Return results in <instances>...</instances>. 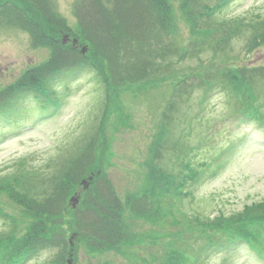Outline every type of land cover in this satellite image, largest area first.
<instances>
[{
	"label": "rangeland",
	"instance_id": "rangeland-1",
	"mask_svg": "<svg viewBox=\"0 0 264 264\" xmlns=\"http://www.w3.org/2000/svg\"><path fill=\"white\" fill-rule=\"evenodd\" d=\"M82 1L0 0V89L14 83L26 69L43 66L53 55L52 46L33 45L29 29L35 25L36 28L47 24L62 28L64 33H58L61 40L68 33V47L62 50L59 61L60 68L65 66L62 74L73 72L71 68L79 67L84 60L101 71L99 74L87 68L78 73V79L70 78L67 83L55 86L62 105L54 114H50L49 108L43 110L33 94L19 102L25 108L26 117L13 112L14 117L5 118L0 113V207L13 216L6 222L0 218V249L9 244L4 236L10 228L23 232L32 220L27 212L19 217L20 210L14 207L23 194L28 197L29 206L53 204L59 198L53 194L46 199L47 195L59 184L70 185L72 181V188L69 192L67 188L60 200L64 209L61 221H53L48 227V234L63 233L67 240L73 235L67 230L76 227L71 221L74 212L69 210L70 199L84 188L82 179L88 178L91 172L97 174V179L90 181L88 189L82 192L79 207L86 191L101 192L100 187L107 181L124 203L132 193L139 196L144 190L151 195L157 180L156 176L149 175L151 161L156 156L152 150L157 131L166 127L172 144L179 142L182 148L202 144L208 136L209 141L197 157L208 162L201 169L202 181L188 184L192 191L188 198L169 197L178 206L176 217L171 214L175 209L168 208L169 201L158 205L154 210L156 218L150 221L144 215L134 219L133 208H127L125 215L130 226L123 230V245L112 250L92 252L95 256H90L84 241L73 238L78 243V264H163L164 260L166 264L169 259L165 256L170 253L166 236L182 233L194 225L191 218H183L186 213L204 217L201 227L208 224L201 230L206 238L192 239L194 251L204 248L207 240L228 235L231 239L242 238L239 231L224 228L225 224L233 226L238 217L247 215L241 222L261 218L259 225L248 231L251 239H242L233 252L213 249L203 264H264L258 255L264 254V233L261 236L264 232V127L247 119L259 107L264 108V95L260 98L264 85V0H231L224 7L211 6L209 10L208 5L218 0H170L175 34L164 45H169L171 52H166L158 62L153 58L141 62L143 79L135 78L134 68L126 69V64L118 69L104 64L102 51L96 45L93 47L92 42L79 39L81 33L94 34L95 29L88 20L85 24L78 20L77 7ZM85 5L83 1V10ZM200 5H203L201 14L198 13ZM73 38H78L80 44L71 49L72 45L68 44H72ZM84 46L88 50L82 53ZM179 49L184 55L176 58ZM164 60H168V66ZM221 69L229 78L237 75L244 81L231 89V95L224 90L213 91L200 110L201 87L210 82L207 77L216 80L215 73ZM182 77L188 78V87H175L178 85L174 83ZM129 84L130 90L126 88ZM244 92L245 103L238 97ZM185 97L189 99L185 101ZM197 112L202 113L203 121L188 128L187 122ZM185 127L190 136H186ZM175 147L166 158H161L162 168L167 172L179 170L172 168L180 159ZM84 160L88 163L84 164ZM218 164V172L208 174ZM46 180L53 181L50 190ZM159 224L164 226L159 228ZM50 252L30 264H50L57 254Z\"/></svg>",
	"mask_w": 264,
	"mask_h": 264
},
{
	"label": "trees",
	"instance_id": "trees-1",
	"mask_svg": "<svg viewBox=\"0 0 264 264\" xmlns=\"http://www.w3.org/2000/svg\"><path fill=\"white\" fill-rule=\"evenodd\" d=\"M85 1L86 5L81 7V3ZM79 3L77 7L78 20L85 24L89 21L91 27L94 26V34L81 33L79 39L83 42H92L93 47L96 48L104 54V64L111 65L113 68H123L126 64L127 67L134 68L135 78L143 79L145 74L140 70V63L154 59V62L161 60V57L169 54V45H164V42L171 40L174 37L175 31H173L172 25L174 22L171 17V4L170 0H108L104 3L102 0H83ZM193 14V13H192ZM197 14V13H196ZM92 16V17H90ZM195 14L191 18L192 22L195 20ZM26 28H29L28 25ZM33 45L45 44L47 46H52L54 48V53L51 57L44 63L43 66L32 67L21 74L18 79L4 88L0 89V113L5 117L12 116L13 107L17 108L20 99L28 94H33L36 100H39L42 104L43 110H48V103L56 104L57 96L55 93V88L53 87V81L60 73V59H62V50L67 49L68 46H64L58 33L63 31L62 28L56 29L51 27L49 24L46 26H39L36 28L32 26L29 29ZM174 32V34H172ZM94 35V36H92ZM71 45V44H68ZM71 49H74L72 46ZM181 54V49H179L178 56ZM177 56V57H178ZM176 57V58H177ZM166 60V59H165ZM164 60V62H165ZM153 61V60H152ZM80 64H84L83 67L93 66L90 61L84 60ZM154 64V63H153ZM168 66V60L165 62ZM95 65V64H94ZM154 66V65H153ZM99 68L96 70L98 71ZM101 74V71H98ZM215 75L218 81L219 78H227L226 84L230 86H240V78L237 75H233L229 78L228 73L223 69L221 71H216ZM208 81L212 80L211 77H207ZM55 83V82H54ZM57 81L56 84H59ZM179 86L186 87L185 83L180 82ZM188 87V86H187ZM128 90L132 89V85L126 86ZM211 89L205 88L204 92L207 94ZM264 90V85L262 86L260 92ZM231 91V90H230ZM264 93V91H263ZM242 101H246V93L243 94ZM11 103L14 104L11 105ZM21 109V117H26L25 109L23 106L19 107ZM156 145V141L154 143ZM169 144L167 145V147ZM169 151L171 148H167ZM175 149L179 151L182 160L190 157L194 152V149L181 148L177 143ZM163 158H166V153L161 154ZM161 157V158H162ZM84 164L88 163V160L83 161ZM200 164H205L201 162ZM185 165H182L184 167ZM187 167V166H186ZM152 168V167H151ZM193 169V166L190 165ZM148 170V169H147ZM198 174L201 172L195 170ZM193 172L196 175V172ZM162 171H156L154 168L150 171V176L153 178L157 177L151 188V195L157 194L158 187L166 186L168 189L173 187L175 182V177L180 176L177 173H161ZM191 172V171H189ZM97 177L95 178L96 181ZM72 181L69 183L64 182L59 184L52 194H48L46 199H49L51 195L55 194L59 199L53 204L44 205L39 203L34 205L32 203L30 206L27 202L28 197L24 194L20 199L16 201L23 211L27 212L28 215H33V224L30 230L24 236L19 237L14 241L7 252L0 256V264H16V256H30V244L35 242L36 250L39 252L41 250L52 247L54 238L48 235L49 222L58 216H61L64 209H61L60 200L66 195L67 188L68 192L72 188ZM101 192H96L93 194V189L88 190L82 196V207H79L74 211L73 217L71 219L76 227L71 230L78 232V241H84L87 248L90 251L94 250H106L112 248V246H117L124 240V228L126 229L130 225L129 219L125 215V210L127 208H133L135 213H145L148 216H152L151 212L154 209L152 207L153 203L147 201L145 195L136 196L132 193L128 201H124L118 196L114 190L111 183L106 182L105 186L100 187ZM151 206V207H150ZM247 215L243 217H238L235 219L233 226L225 224L227 230H238L243 231L245 236L248 238V231L256 228L260 223L258 217L254 219L252 217L251 224L246 230V223L240 221V219L246 218ZM186 218H191L189 215H184ZM61 218L58 219L61 221ZM201 216L198 217L199 224L204 223ZM197 220V219H195ZM257 221V223L255 222ZM203 225V224H202ZM208 224L199 229V234L202 235L201 230L207 227ZM70 229L67 230L71 231ZM62 236V243L64 244L63 250L57 254L54 259H51V264L54 261H59L57 264H64L66 262L67 254L69 251H65V245L68 246V242L64 239V234L60 233ZM203 236V235H202ZM9 236L8 238H10ZM6 238V239H8ZM206 238L205 234L204 237ZM228 236L221 237L218 240L211 241L216 246L223 248L228 244L226 241ZM57 246V243H56ZM62 248V246H61ZM75 252V251H74ZM61 257V258H60ZM183 257L179 250H175L169 253V260L172 264H177L178 261ZM198 258L195 260V264H201Z\"/></svg>",
	"mask_w": 264,
	"mask_h": 264
},
{
	"label": "water",
	"instance_id": "water-1",
	"mask_svg": "<svg viewBox=\"0 0 264 264\" xmlns=\"http://www.w3.org/2000/svg\"><path fill=\"white\" fill-rule=\"evenodd\" d=\"M75 198H73V200H74Z\"/></svg>",
	"mask_w": 264,
	"mask_h": 264
}]
</instances>
